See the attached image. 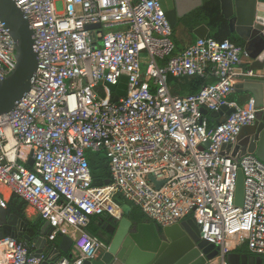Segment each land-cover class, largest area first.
Wrapping results in <instances>:
<instances>
[{
    "label": "built area",
    "instance_id": "1",
    "mask_svg": "<svg viewBox=\"0 0 264 264\" xmlns=\"http://www.w3.org/2000/svg\"><path fill=\"white\" fill-rule=\"evenodd\" d=\"M13 1L33 29L38 63L29 92L0 115V209L15 194L48 222V241L58 233L72 239L70 256L53 264L100 256L105 242L88 226L93 216H122L116 194L159 227L192 216L200 239L218 249L206 264H229L227 253L244 245L264 264V162L232 153L264 105L252 96L228 100L236 83L264 81V62L252 69L243 47L210 37L175 52L159 0ZM92 24L100 27L88 29ZM15 66V42L0 20V81ZM208 69L216 80L197 93L171 91L168 76L204 78ZM122 76L126 93L114 102L105 83L118 85ZM224 105L234 112L210 124L202 109ZM100 150L110 182L93 186L86 152ZM239 169L243 200L236 205ZM44 259L22 241L0 239V264Z\"/></svg>",
    "mask_w": 264,
    "mask_h": 264
},
{
    "label": "water",
    "instance_id": "2",
    "mask_svg": "<svg viewBox=\"0 0 264 264\" xmlns=\"http://www.w3.org/2000/svg\"><path fill=\"white\" fill-rule=\"evenodd\" d=\"M171 26L179 23L195 9L201 7L204 0H159ZM220 13L227 21L231 33H236L243 42V49L251 62L249 67L260 69L264 62V0H218ZM0 20L5 23L15 42L16 66L7 78L0 81V115L11 111L17 102L29 92L37 69L38 55L34 50L33 29L21 9L13 0H0ZM99 24L87 26L99 28ZM196 38L208 37L209 29L200 24L193 29ZM105 85L114 92L113 101L124 96L127 77L122 76L118 85ZM235 91L248 92L256 102V106L264 105V81L248 80L236 83ZM233 107L222 106L221 110L209 112L202 109L214 124L219 123L223 115L234 112ZM244 136L243 152L254 154L264 162V109L257 113L254 124L242 128L238 142ZM238 142L236 144H238ZM232 146L233 155L237 154V145ZM231 147V146H230ZM244 154V153H243ZM28 166L33 165L29 159ZM154 181L153 177H149ZM93 179V186L109 184ZM157 186L160 182L156 183ZM243 200V174L237 171L234 203L241 205ZM122 216L118 219L100 216L101 222L108 226L106 230L105 248L95 260H86L83 264H206L216 257L218 249L214 244L200 239L199 226L192 216L186 217L169 226L159 227L152 222L135 223L128 218L130 206L118 201ZM40 219V217L38 218ZM35 234L30 235L32 228L9 208L0 209V239L10 237L22 238L24 245L35 257L45 255L42 264H53L63 255L70 256L72 239L58 233V243L48 241L47 236L52 228L47 221L33 222ZM47 248V252L44 249ZM229 264H241L253 260L261 264V257L227 253Z\"/></svg>",
    "mask_w": 264,
    "mask_h": 264
},
{
    "label": "trees",
    "instance_id": "3",
    "mask_svg": "<svg viewBox=\"0 0 264 264\" xmlns=\"http://www.w3.org/2000/svg\"><path fill=\"white\" fill-rule=\"evenodd\" d=\"M188 20L191 22L190 25L205 23V25L209 28L208 37L210 38H214L219 41L227 39L238 46L241 47L243 46V43L241 41L235 40L232 37V35L229 33L227 21L223 18V16L220 13L218 0H205V2L200 8L191 12V14L188 17ZM167 80L169 86L170 85L172 86L171 91L175 95L185 97L190 94L197 93L203 86L209 83H213L216 80V78L214 75L211 74L210 70L208 69V74L204 78L197 76L179 77V78L169 76ZM239 93L240 92H236L231 97V99L233 101H236L237 103L240 102L238 97H236V95ZM210 124L213 123L210 121ZM86 157L89 163V167L93 179H98L101 181L110 179L109 166H108L109 160L104 150H100L97 152L87 151ZM114 199L122 203H127L130 206L131 209L128 213V218H130L135 223L151 222L139 207L125 200L121 195L116 194L114 196ZM7 208H9L14 214L18 215L22 219L26 220L29 224H31V221L28 220L25 216V212H24L25 202L19 196L13 194L10 200L8 201ZM96 217L98 216H93L91 218V222L88 226V231L93 236L99 237L98 235L99 229L93 224ZM57 239L58 238H56L55 241H57ZM16 240L19 242L22 241L21 238H18ZM55 241H53V245L55 244ZM237 248H235L234 250H237Z\"/></svg>",
    "mask_w": 264,
    "mask_h": 264
},
{
    "label": "crops",
    "instance_id": "4",
    "mask_svg": "<svg viewBox=\"0 0 264 264\" xmlns=\"http://www.w3.org/2000/svg\"><path fill=\"white\" fill-rule=\"evenodd\" d=\"M205 2V0H204ZM200 8V7H199ZM198 9V8H197ZM196 10V9H195ZM194 10V11H195ZM193 12V11H192ZM191 14V13H190ZM188 14L185 18H183L182 20H179V23L175 26V28L172 29V40L175 44V52H181L182 50L185 49V47H187L188 45L192 44L193 42H195V40L197 39L195 37V35L192 33L193 29L196 28L199 24H196V25H190V21L188 20V17L189 15ZM201 24H205V23H201ZM228 25V24H227ZM229 28V27H228ZM209 29V28H208ZM229 33L232 35V37L237 40V41H241L242 40L239 38V36L236 34V33H231L230 30H229ZM209 34V33H208ZM243 43V42H242ZM243 47V46H242ZM251 62L250 58H246L244 57L243 58V63L245 65H249ZM169 77V76H168ZM169 84V83H168ZM171 89H172V86L170 85ZM236 92H240L239 94L236 95V97H238L239 99V103H237L236 101H233L231 99V97L234 95V93ZM251 96L248 92H244V91H235L232 92L229 96H228V100L230 101H233L237 104H242L246 101V99ZM243 144H244V136H242L241 140H240V143L238 142L237 145V148H238V152L237 154H243L245 152H243ZM235 146V145H234ZM229 150V149H228ZM233 151V149H232ZM3 190L9 194L8 190L6 188H3ZM11 195H8V200H10ZM12 212V211H11ZM24 212H25V216L28 220L31 221V224H29L26 220H24L29 227L32 228V231L29 233L30 235H34L35 234V227H33V222L37 221L38 223L41 222V219H38L39 216L34 212V210L32 208H29L26 203H25V209H24ZM18 216V215H17ZM21 218V217H20ZM106 218V217H105ZM96 227H98L99 229V237L105 241L106 240V236L102 234L103 232V229L106 225L105 222H101V220L99 219V217H96L94 223H93ZM58 238V237H57ZM22 240V238H21ZM56 240V239H55ZM54 240V241H55ZM58 240L59 238L57 239V241H55V243L57 244L58 243ZM52 242V241H51ZM47 248L44 249V252L46 253L47 252ZM233 252L235 253H239L241 255H247V256H256V254H253L248 248L246 245L244 246H241V247H238L237 250H232ZM241 264H254V261L253 260H250V261H244L243 263Z\"/></svg>",
    "mask_w": 264,
    "mask_h": 264
},
{
    "label": "rangeland",
    "instance_id": "5",
    "mask_svg": "<svg viewBox=\"0 0 264 264\" xmlns=\"http://www.w3.org/2000/svg\"><path fill=\"white\" fill-rule=\"evenodd\" d=\"M57 6H58V10H61V9H62L61 2H58V3H57ZM113 29H114V28L104 29V31H112Z\"/></svg>",
    "mask_w": 264,
    "mask_h": 264
},
{
    "label": "flooded vegetation",
    "instance_id": "6",
    "mask_svg": "<svg viewBox=\"0 0 264 264\" xmlns=\"http://www.w3.org/2000/svg\"><path fill=\"white\" fill-rule=\"evenodd\" d=\"M108 229V226H107V224L105 225V227H104V229H103V232H102V234L103 235H107V232H106V230Z\"/></svg>",
    "mask_w": 264,
    "mask_h": 264
}]
</instances>
